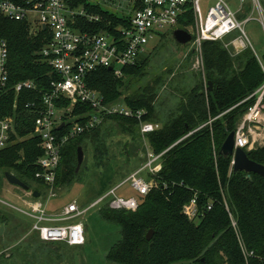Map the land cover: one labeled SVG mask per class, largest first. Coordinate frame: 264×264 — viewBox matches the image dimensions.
I'll list each match as a JSON object with an SVG mask.
<instances>
[{"label": "trees", "instance_id": "trees-1", "mask_svg": "<svg viewBox=\"0 0 264 264\" xmlns=\"http://www.w3.org/2000/svg\"><path fill=\"white\" fill-rule=\"evenodd\" d=\"M69 1L73 8L83 6L104 20L96 24L79 21L82 28L99 32L106 20L114 26L125 23L123 17L89 0ZM192 23L190 15L188 21L182 22L181 29ZM0 39L9 46V81L0 100V119L17 115L19 136H29L34 131L36 115L26 106L41 104L55 76L40 56L47 44L45 32L34 35L24 22L0 18ZM202 53L203 70L199 76L192 77V83L177 89L181 97L165 117L160 116L157 103V85H163L162 80L132 88L133 83L146 76L149 56L127 67L124 78L118 79L109 69L99 68L87 79L89 87L100 92L106 104L122 101L134 110H144V120L156 124L157 129L143 137L138 120L106 117L98 128L71 140L63 149L57 191L79 180L77 152L78 148H85V143L92 144L98 167L107 162L109 152L103 134L111 126L137 139H147L155 155L163 154V168L156 177L159 187L141 200L136 212L102 207L101 218L115 224L121 236L107 255L111 263L264 264V178L254 173L249 176L246 172H234L232 158L221 155L227 137L257 103L258 91L264 86V51L259 55L248 47L234 55L222 41H206ZM23 81H33L36 89L17 94L15 86ZM209 82L213 83L212 91ZM93 111L90 106L78 105L74 115H90ZM65 131L63 128L57 133L62 135ZM244 150L252 161L264 166V146ZM43 154L36 136L18 141L0 150V172L15 175L31 188L32 184L45 187L36 178L41 170L37 161ZM195 195L202 209L213 207L197 223L183 214V206ZM150 230L155 233L148 241ZM244 249L254 255L246 257Z\"/></svg>", "mask_w": 264, "mask_h": 264}, {"label": "built area", "instance_id": "built-area-1", "mask_svg": "<svg viewBox=\"0 0 264 264\" xmlns=\"http://www.w3.org/2000/svg\"><path fill=\"white\" fill-rule=\"evenodd\" d=\"M201 1L129 0L132 14L122 16L125 23L114 26L111 21L106 20L104 29L98 32L80 27L79 21L90 24L104 23L102 16L89 13L83 6L73 8L69 0H0V18L24 22L34 35L45 32L47 44L40 56L55 75L51 81V90L44 94L41 104L31 103L26 106L36 115L35 128L29 136H19L17 115L0 119V150L28 137L36 136L40 139L44 154L37 161L41 170L36 174V178L44 183L47 200L45 201L41 191L37 190L41 194L37 199L25 192L17 196L23 208L11 206L1 200L0 202L33 219L31 232L36 233L42 242L84 246L87 240L82 220L91 209L106 205L116 211L136 212L141 206V200L159 187L156 177L163 168V154L155 155L148 148L146 163H143L140 169L89 206L82 207L78 202H72L58 212H49L51 199L58 195L56 181L62 151L71 140L92 132L102 125L108 116L138 120L143 137L157 129L156 124L144 120V110H134L121 102L106 104L101 93L88 85L87 79L91 73L99 68H111L116 78H124V70L127 67L135 66L139 60L148 57V47L152 41L161 35L181 29L182 22L188 21L190 15L193 17V23L185 25L183 30H191V43L198 56V65H202V69V45L206 41L229 39L225 47L232 46L234 55L240 54L248 47L253 48L244 29L245 23L251 18L240 21L238 13L230 8L228 0H212L213 4L208 7L207 15L204 16ZM253 1L254 5L261 9L259 0ZM8 59V43L0 39V100L9 81ZM35 89L36 84L33 81H23L15 86L17 94L23 90ZM258 93L257 103L244 116L243 126L236 130V148L248 150L250 147L249 137L243 130L246 123L256 129H264V112L261 109L264 86ZM78 105L90 106L94 111L90 115H74ZM63 128H66V131L59 135L57 130ZM233 165L232 158V168ZM127 185L139 197L116 194ZM212 208L209 205L202 209L195 195L183 206V214L190 221L197 223L203 214ZM244 254L246 257L254 255L246 249Z\"/></svg>", "mask_w": 264, "mask_h": 264}, {"label": "rangeland", "instance_id": "rangeland-1", "mask_svg": "<svg viewBox=\"0 0 264 264\" xmlns=\"http://www.w3.org/2000/svg\"><path fill=\"white\" fill-rule=\"evenodd\" d=\"M105 10L118 16L132 14L129 0H89ZM230 8L238 13L240 21H245L244 29L252 49L259 55L264 51V0H259L261 9L254 5L253 0H228ZM213 4L212 0H202L203 15ZM191 32V30H189ZM228 40L222 41L224 44ZM232 54L234 48H228ZM149 59L146 65V76L139 83H133L132 88L158 84V107L160 116L165 117L175 109L181 92L186 84L192 83L194 75L199 76L202 65H198V56L192 43L180 44L173 33L159 36L148 47ZM194 51V53H193ZM193 53V54H192ZM121 103H123L121 101ZM264 112V106L261 105ZM245 123L244 117L238 128ZM250 140L249 151L264 146V129H256L246 123L243 129ZM138 133V131H137ZM138 136V135H137ZM103 137L108 147L107 162L98 167L93 157L92 144L85 143V159L80 169L79 180L69 187L58 191L57 197L51 199L49 212H58L72 202H78L87 207L98 198L107 194L116 187L121 180L137 171L146 163L149 144L147 139L135 138L133 134L122 131L119 127L111 126ZM41 190L42 196L47 200L45 187L32 184V189ZM118 196H138L129 185L119 189ZM23 191L11 186L5 173L0 172V200L3 203L23 208L17 196ZM0 202V264H115L107 260L111 247L120 239V231L115 224L101 218L103 206H98L84 217L82 223L86 231L87 243L84 246H68L65 243L42 242L36 233L31 232L34 220L20 211Z\"/></svg>", "mask_w": 264, "mask_h": 264}, {"label": "water", "instance_id": "water-1", "mask_svg": "<svg viewBox=\"0 0 264 264\" xmlns=\"http://www.w3.org/2000/svg\"><path fill=\"white\" fill-rule=\"evenodd\" d=\"M176 41L180 44H188L192 42V34L186 30L178 29L173 33ZM112 71V69H109ZM209 91H212L213 89V83L209 82ZM221 155L224 158H233L234 165H233V171L238 172H246L249 174H258L264 178V166L260 165L254 161H252L246 151L242 148H236V131L230 133V135L227 137L225 142L222 145L221 148ZM77 159H78V167L77 172L80 171L82 164L85 159L84 150L82 147L78 148L77 152ZM5 178L7 182L13 186L16 187L23 192L27 194H31L34 198H40L41 194L37 190H32L30 186L22 182L20 179H18L15 175L11 173H6ZM154 231L150 230L146 236V239L148 241H151L154 236Z\"/></svg>", "mask_w": 264, "mask_h": 264}]
</instances>
